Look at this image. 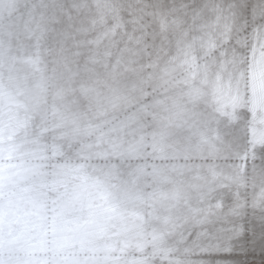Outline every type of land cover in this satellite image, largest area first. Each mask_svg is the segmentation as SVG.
<instances>
[{
  "label": "snow or ice",
  "instance_id": "1",
  "mask_svg": "<svg viewBox=\"0 0 264 264\" xmlns=\"http://www.w3.org/2000/svg\"><path fill=\"white\" fill-rule=\"evenodd\" d=\"M188 8L182 5V9ZM234 8L232 5L225 12L212 5L211 17L195 22L190 39L189 32H183L176 40V54L163 67L153 62L136 69L138 81L131 93L116 99L137 111L127 123L100 131L94 143L81 144L77 150L57 141L41 144L39 138L29 139L27 132L20 137L19 129L12 130L9 153L0 150V264H121L129 245L105 238L102 224L120 214L129 202H155V191H133L131 186L162 171L155 164L151 171L146 164L137 165L125 179L123 164L148 156L163 159L164 148L155 134L149 144L143 135L125 141L119 131L158 108L172 117L182 115L181 97L157 95L161 88L172 85L178 69H191L192 79L196 69L204 73L200 85L207 92L187 76L175 82L188 85L184 95L205 98L210 106L203 121L202 143L213 156L226 154L240 163L230 165L226 174L223 168L210 169L209 189L189 217H164L166 230L144 233L140 227L135 244L139 255L131 264H156L157 258L161 264H183L175 258L177 251L192 255L224 247L229 234L225 222L237 211V207L226 206L225 195L233 196L238 206L243 190L258 187L253 203L264 205V168L258 170L253 163L250 170L248 165L249 159L255 161L264 153V6L256 7L251 24H242ZM193 16L203 18L204 13L197 11ZM161 27L166 30L168 26L162 23ZM198 56L204 64L198 63ZM146 97L152 98L150 104ZM2 140L0 135V143ZM93 158L106 162L99 175L87 170ZM164 198L178 201L179 191ZM191 224L200 227H189Z\"/></svg>",
  "mask_w": 264,
  "mask_h": 264
},
{
  "label": "rangeland",
  "instance_id": "2",
  "mask_svg": "<svg viewBox=\"0 0 264 264\" xmlns=\"http://www.w3.org/2000/svg\"><path fill=\"white\" fill-rule=\"evenodd\" d=\"M40 4L45 8L46 13V21L44 27L41 28L44 30L42 44L44 43L45 46V58H54L44 70L52 77L49 81H55L56 88L46 98L37 99L34 111L22 104L1 99L0 135H10L14 129L13 126L20 125L13 118L15 115L20 119L24 118L26 122V128H18L20 137H23L25 133L23 131L28 129L27 134L31 137L30 139L39 138L42 144L57 141L66 146L69 140L62 137V129L54 130L53 128L56 117L47 113L44 118L45 115L41 111L47 107L50 108L59 90L67 87L65 76L61 75L65 73L64 69L69 66L75 69L80 67L84 77H89L91 84L98 91L109 96L112 103L110 105L101 104L104 115L96 120L91 115L92 109L86 107L80 95V88L77 84L80 83L81 78L75 77L71 83L72 88L67 87L70 90L66 91L61 99L76 100L77 97L81 101L80 106L86 107L85 117L91 120L87 127L91 126L93 129L92 134L78 137L79 139L73 143L74 148L78 150L81 144L95 142L97 134L94 130L97 125L102 127L103 123L121 125L128 122L129 116L137 109L131 104L117 100L116 97L131 93L138 81L135 70L153 62H158L159 67H163L169 56L176 54V40L182 36L183 32L188 31L190 39L195 22H203L204 19L211 17L212 5L223 7L225 12L234 5V11L238 14L240 22L243 24L247 21L251 24L253 12L256 7L264 6V0H108V6L103 13L97 11L94 0H22L17 11L11 16L5 14L0 17V63H6L7 57L2 51L9 47L4 41L5 37L2 33L6 32L1 28L2 24L12 23L20 13V17L16 18L19 21L14 30L18 37L24 39V43L29 44L34 36L26 32L27 15L32 5ZM185 4L189 6L186 10L182 9V5ZM205 5L208 7L204 8ZM197 11L204 13L203 18L193 16V13ZM162 23L167 24L166 30H162ZM67 30L73 34L66 38L61 37L62 34L66 35ZM55 34H58L63 41L55 38ZM16 35L10 36L13 38ZM102 36H104L103 39ZM71 52L76 55L71 61H56L59 56ZM102 63L105 64L103 68ZM198 63H205L202 56H198ZM0 70H3V67H0ZM173 75L172 85L161 88L157 95L161 98L167 95L183 99L185 112L180 118H184V123L177 127L172 126L169 112L158 108L146 117L141 115L139 123L132 124L131 127H121L119 131V135L125 141H134L143 135L149 144L155 134L164 148L163 159H153L151 156L129 159L122 168L125 179L129 178L128 173L137 165L146 164L148 171H151L153 164L162 169L159 176L142 178L135 186H131L133 191L142 189L148 192L158 189L163 193L159 200L151 205L140 202L137 205L127 204L128 213H156L157 220L154 221V217L149 225L152 232L158 231L157 226L166 230L163 223L165 216L162 213H173L174 216L182 213L180 217H189L192 209L201 206V201L205 198L212 182L210 173L212 167L223 168L226 174L230 165L240 163V161L227 157L226 154L216 156L210 154L207 145L203 144L201 139L203 121L208 116L210 106L205 98L193 100L184 95L188 90L187 84L181 82L177 85L175 83L183 81L186 77L183 69H178ZM203 77L204 75H201L192 79L193 85H198ZM148 91L151 93L152 88L149 87ZM18 96L21 102L26 100L22 94ZM25 102L30 106L27 100ZM145 102L150 104L152 98L146 97ZM106 108L108 111L105 112ZM13 112L14 114L11 115ZM147 151H152L150 146ZM91 161L103 160L93 158ZM253 163L258 170L264 168V153L258 154L255 161L248 160L250 170ZM177 189H180L178 201L164 198L165 196L171 197ZM258 191V187H247L242 191L238 206L233 196L225 195L226 206L228 208L237 207L236 213L229 216L225 222V227L228 229H232L227 226L228 223L230 226H235L232 235L229 233L224 242L229 247L224 245L218 250L195 252L188 256L183 251H177L175 258L183 261V264H191L194 261L197 264H264V230H262L264 229V205L253 203ZM189 227L199 228L200 225L191 224ZM207 227L210 228L212 225H207ZM238 227L241 229L240 233L237 230ZM234 234L237 236H233ZM236 238H238L237 242ZM167 240L170 245L173 244L171 235L167 236ZM156 264H161V261L156 259Z\"/></svg>",
  "mask_w": 264,
  "mask_h": 264
},
{
  "label": "bare ground",
  "instance_id": "3",
  "mask_svg": "<svg viewBox=\"0 0 264 264\" xmlns=\"http://www.w3.org/2000/svg\"><path fill=\"white\" fill-rule=\"evenodd\" d=\"M37 6L32 5V7L30 8L31 11L27 15V21H26V25H25V26H27L26 32H28L34 36L33 40L29 44L24 43V39L22 40L20 37H18L15 33V30H14L15 25L19 21V20H16V18L18 19L20 17V15H21L20 13H19L18 17L14 18L12 23H9V22L3 23L1 26V28H3V30L6 32V33H2V34H4L3 36L5 37V40H4L5 44H8L9 47L2 51L4 56L7 57L6 63H0V67H3V70H0V102H1V99L5 100V101L8 100L7 102L18 103L19 105L22 104V105H24V107L29 108L30 110H33V111H34L37 99H40V97L37 96V91H38L37 85L44 83V82H49V80L52 78L50 76V74L45 73L44 68L47 66V64L52 59H54L52 57L45 58V46L43 45L44 43L42 44V38H43L44 30L41 28L44 27V24L46 21V13H45V8L41 4L37 5ZM37 23H39V25ZM71 34H73V33L71 31L67 30L66 35L62 34L61 37L66 38ZM10 35H16V36L11 38L12 36H10ZM54 36H55V38L62 40L61 37H58V34H55ZM103 38H104V36H102V39ZM75 56H76L75 53L71 52L67 55L59 56L56 61L57 62H66L68 60L71 61L73 59V57H75ZM89 65H91V64L89 63ZM104 65L105 64L102 63V68ZM64 71H65V73H61V75L65 76V80L67 82V87H70V89L72 88L71 83H72L73 79L75 77L81 78L80 83L77 84V85H79V88H80V95H82L83 101H84L86 107H89L92 109L91 115H93L94 119L97 120L98 118H100L101 115H99V113L103 112V108H102L101 104L104 103V104L110 105L112 103L109 96L98 91L93 86V84H91L90 78L86 77V76L84 77V73L82 72L80 67L75 69V67L69 66L66 69H64ZM195 71H196L195 77H199L201 75H204L203 71H201L199 68L196 69ZM190 72H191V70H189V72H186V76L188 78L192 79L189 76ZM6 76H8V78H6ZM195 86H201V87L205 88L204 90H205V92H207V87L200 85V81H199L198 85H195ZM67 87H62L58 92L59 93L58 96H56L54 101L51 103L50 108L47 107L45 109H42L41 113H43L45 115L44 118L46 117L47 113L56 117V120L54 121V124H53L54 130L60 128V127H57V125L60 122V116H63V117L69 118V119H78L81 123V127L88 128L87 126L91 122V120L89 118L85 117L84 109L86 107L84 108V107L80 106L81 101L77 97H76V100L75 99H61V97H63L64 93L66 91L68 92V90H70ZM19 94H22V96H24V99H26V97L30 98V100H31L30 106L31 107L25 102L26 100H23V102H21V99L18 98ZM193 100H200V99H193ZM38 108L36 109V111L38 110ZM3 110H5V109L3 108ZM183 112H185V110ZM12 114H14V112L11 113V115ZM13 118L16 119V123L20 124L19 126L14 125L13 126L14 129L26 128L25 127L26 122L23 120L24 118L20 119L15 115L13 116ZM169 118H170L172 126H174V127L180 126L182 123H184V118H180V116L179 117H172L169 113ZM112 125H114V124L103 123L101 125L102 127H99V129L96 128L94 131H96V134L98 135L100 131L107 132ZM115 125H117V124H115ZM27 130L28 129H25L23 132H27ZM23 134H25V133H23ZM62 137H65L66 139H68L69 140L68 144H72V145L77 139H79L78 137L75 139H72V138H69V137L64 136V135H62ZM28 138L30 139L31 137H28ZM67 145L65 146L66 148H67ZM129 203H130V205H137L138 201L137 202H129ZM129 214L134 216V217H139V219L136 220V223L143 228L144 233H151L152 232V229L151 230L149 229V225L151 222H153L154 217H155L154 221L157 220L156 213H130L129 212ZM162 214L165 217L174 216L173 213H162ZM181 214L182 213H179L178 216L180 217ZM258 215H260V214H258ZM189 216H190V214H189ZM256 217H257V215H256ZM227 226L232 228V229H229V233L232 235L235 226H230L229 223L227 224ZM157 228H158V231L163 230L159 226H157ZM237 230L240 233V231H241L240 227H238ZM262 230H264V229H262ZM138 232H139V228H133L127 235H120V236L112 237V240L119 241L120 244H126L127 243L129 245V247L126 250V254L124 255V257L122 259L121 264H131V262L134 260V258L138 256L137 254H139V253L136 251V248H135V244L137 243V241L140 238L138 235ZM233 236H237V235L234 234ZM261 238H262V236H261ZM237 240H238V238L235 239L236 242H237ZM230 241H232V240H230ZM233 242H234V240H233ZM238 244H236V245H238ZM257 244H258V241H257ZM224 245L229 247V245L226 243H224ZM259 248H260V246H259ZM254 252H255V250H254ZM260 252H262V251H260ZM184 258H183V260H184ZM157 260L161 261L160 258H157Z\"/></svg>",
  "mask_w": 264,
  "mask_h": 264
},
{
  "label": "clouds",
  "instance_id": "4",
  "mask_svg": "<svg viewBox=\"0 0 264 264\" xmlns=\"http://www.w3.org/2000/svg\"><path fill=\"white\" fill-rule=\"evenodd\" d=\"M22 3V0H0V17L11 16L14 12L17 11L18 6ZM94 3L97 7V11L103 13L104 10L108 6V0H94ZM56 88L55 81L44 82L37 85V96L41 99H44L53 92ZM28 103H31L30 98L26 97ZM108 109H105V112ZM99 115H104V112L99 113ZM62 129V135L67 136L69 138L75 139L77 137L87 136L92 134L93 129L91 126L88 128L81 127V123L78 119H69L63 116H60V122L57 125ZM100 125H97L96 128L99 129ZM11 144H10V135L3 136L2 143H0V150L7 155L10 151ZM105 161H90L88 162L89 166L87 168L88 172L92 175H99L100 170L103 169L105 165ZM180 189H177L179 191ZM157 194V197H161L163 193L158 189L154 190ZM139 217H134L130 215L127 211V206L124 210L121 211L120 214L111 217L110 219L106 220L102 224V231L104 237L107 239H112L114 236L120 235H127L133 228H140L141 226L136 223V220ZM150 242V241H149ZM126 245H128L126 243Z\"/></svg>",
  "mask_w": 264,
  "mask_h": 264
}]
</instances>
